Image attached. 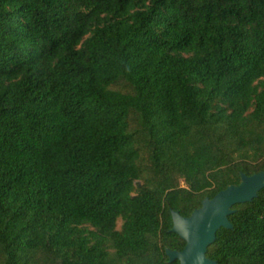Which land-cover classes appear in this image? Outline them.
Returning a JSON list of instances; mask_svg holds the SVG:
<instances>
[{"label": "trees", "instance_id": "trees-1", "mask_svg": "<svg viewBox=\"0 0 264 264\" xmlns=\"http://www.w3.org/2000/svg\"><path fill=\"white\" fill-rule=\"evenodd\" d=\"M264 159V0H0V264H180L172 211ZM206 256L264 264V187Z\"/></svg>", "mask_w": 264, "mask_h": 264}, {"label": "water", "instance_id": "water-1", "mask_svg": "<svg viewBox=\"0 0 264 264\" xmlns=\"http://www.w3.org/2000/svg\"><path fill=\"white\" fill-rule=\"evenodd\" d=\"M264 187V171L251 175L242 174L238 184L228 185L212 198H205L201 207L191 215L183 216L172 211V231L185 241L181 250H167L170 261L178 260L180 264H216L208 258V247L215 241L216 233L221 227L231 228L228 216L235 204L251 201Z\"/></svg>", "mask_w": 264, "mask_h": 264}, {"label": "rangeland", "instance_id": "rangeland-1", "mask_svg": "<svg viewBox=\"0 0 264 264\" xmlns=\"http://www.w3.org/2000/svg\"><path fill=\"white\" fill-rule=\"evenodd\" d=\"M263 163H264V159H262L258 164L253 165V166H250L249 168H250L251 170L258 169V168H260V167L262 166Z\"/></svg>", "mask_w": 264, "mask_h": 264}]
</instances>
